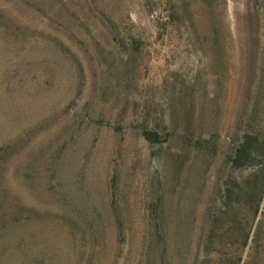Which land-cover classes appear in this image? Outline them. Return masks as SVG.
Segmentation results:
<instances>
[{
    "label": "rangeland",
    "instance_id": "1",
    "mask_svg": "<svg viewBox=\"0 0 264 264\" xmlns=\"http://www.w3.org/2000/svg\"><path fill=\"white\" fill-rule=\"evenodd\" d=\"M0 264H264V0H0Z\"/></svg>",
    "mask_w": 264,
    "mask_h": 264
},
{
    "label": "trees",
    "instance_id": "2",
    "mask_svg": "<svg viewBox=\"0 0 264 264\" xmlns=\"http://www.w3.org/2000/svg\"><path fill=\"white\" fill-rule=\"evenodd\" d=\"M142 137L148 142H153L156 138V134L144 132L142 134ZM256 145L257 140L254 137L248 134L243 135L233 151L232 157L230 159L231 167L234 169H241L251 165L252 161L254 160L253 153L256 150ZM225 193L226 196L224 197V200L226 201V203H228L231 200V191L229 189H226Z\"/></svg>",
    "mask_w": 264,
    "mask_h": 264
}]
</instances>
